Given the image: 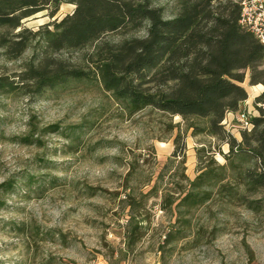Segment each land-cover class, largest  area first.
I'll list each match as a JSON object with an SVG mask.
<instances>
[{"label":"rangeland","instance_id":"rangeland-1","mask_svg":"<svg viewBox=\"0 0 264 264\" xmlns=\"http://www.w3.org/2000/svg\"><path fill=\"white\" fill-rule=\"evenodd\" d=\"M154 4L168 18L180 10L179 0ZM75 8L63 2L54 15L53 8L41 10L22 19L9 38L23 28H53ZM42 45L39 34L13 59L0 47V75L19 81ZM91 50L55 56L85 66ZM251 72L245 70L242 83L248 100L224 120L226 133L238 142L243 128L236 114H259L256 96L264 92L263 82H250ZM23 92L0 94V264H264V187L249 191L242 184V172L255 162L231 154L230 138L189 132L185 155L179 150L174 156L178 127L169 125L185 128L180 116L151 108L130 115L97 80ZM53 123L62 133L40 134ZM30 133L41 141H19ZM204 165L214 173L226 165V179L197 190L209 196L203 203L178 206L180 188L184 195ZM153 186L157 190L149 193ZM129 193L143 198L142 216L148 218L134 250L124 237ZM167 194L174 203L165 208Z\"/></svg>","mask_w":264,"mask_h":264},{"label":"trees","instance_id":"trees-1","mask_svg":"<svg viewBox=\"0 0 264 264\" xmlns=\"http://www.w3.org/2000/svg\"><path fill=\"white\" fill-rule=\"evenodd\" d=\"M154 1L0 0V47L5 54L17 58L31 47L35 36L43 39L40 54L28 62L19 81L0 75V94L18 89L40 94L71 80H97L130 115L151 108L180 116L185 128L169 125L170 130L178 127L174 156L179 150L185 155L189 132L230 138L231 154L255 162V167L242 172V184L249 191L264 187V92L256 96L259 114L252 117L251 130L243 129L241 141L224 127L227 113L239 110L249 98L242 84L245 70L252 71L251 83H264V44L239 23L242 0H179V12L169 18ZM63 2H72L76 8L53 23V28L47 24L36 32L23 28L15 34L17 38H9L22 19L46 8H53L54 15ZM143 29L145 35L137 34ZM111 33L122 36L107 39ZM85 47L92 48L85 66L55 56ZM47 133H62L60 124L42 127L40 134ZM19 141L31 145L41 139L30 133ZM231 165L236 166L232 160ZM226 168L221 165L214 173L204 165L184 195L180 188L178 206L206 201L207 192L197 190L205 184H222ZM156 190L153 186L149 193ZM126 199L129 213L124 237L129 250H134L145 235L148 218L142 216L143 198L129 193ZM163 202L165 208L174 203L168 194ZM170 238L169 233L166 241Z\"/></svg>","mask_w":264,"mask_h":264},{"label":"built area","instance_id":"built-area-1","mask_svg":"<svg viewBox=\"0 0 264 264\" xmlns=\"http://www.w3.org/2000/svg\"><path fill=\"white\" fill-rule=\"evenodd\" d=\"M239 23L260 43L264 44V0H242ZM236 117L243 129L253 128V116L249 111H240Z\"/></svg>","mask_w":264,"mask_h":264},{"label":"crops","instance_id":"crops-1","mask_svg":"<svg viewBox=\"0 0 264 264\" xmlns=\"http://www.w3.org/2000/svg\"><path fill=\"white\" fill-rule=\"evenodd\" d=\"M248 92H249V91H248ZM247 100H248V99H247ZM232 114H234L233 111H232V112H229V113L227 114L226 121L229 120V117H230V115H232Z\"/></svg>","mask_w":264,"mask_h":264}]
</instances>
